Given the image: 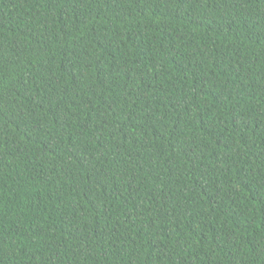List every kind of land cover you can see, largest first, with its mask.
Segmentation results:
<instances>
[{"label":"trees","instance_id":"1","mask_svg":"<svg viewBox=\"0 0 264 264\" xmlns=\"http://www.w3.org/2000/svg\"><path fill=\"white\" fill-rule=\"evenodd\" d=\"M0 264H264V0H0Z\"/></svg>","mask_w":264,"mask_h":264}]
</instances>
